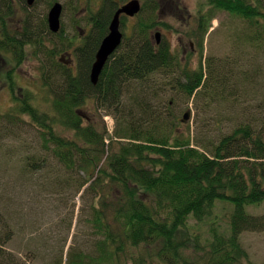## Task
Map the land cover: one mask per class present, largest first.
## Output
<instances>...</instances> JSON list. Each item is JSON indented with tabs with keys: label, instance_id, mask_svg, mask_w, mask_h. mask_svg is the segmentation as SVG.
Instances as JSON below:
<instances>
[{
	"label": "trees",
	"instance_id": "16d2710c",
	"mask_svg": "<svg viewBox=\"0 0 264 264\" xmlns=\"http://www.w3.org/2000/svg\"><path fill=\"white\" fill-rule=\"evenodd\" d=\"M101 1L94 9L92 0L82 1L90 30L74 48L73 69L61 57L56 60L61 46L76 44L75 37H64L63 28L49 30L47 12L56 0L44 1L48 10L41 16L31 12L38 0L31 6L27 0H0V58L10 64L1 78L15 104L8 118L27 116L51 165L64 171L58 184L81 192L78 223L88 234L78 231L66 251L65 241L51 264H253L246 262L240 235L264 231V214L246 212L264 201V106L255 107L260 115L224 133L221 119L211 117L191 128L183 120L189 110L178 120L165 99L170 90L187 103L202 100L203 111L225 102L250 105L259 92L247 89L253 79L236 71L240 61L228 56H207L190 70L165 41L156 44L151 37L150 30L161 26L159 1L141 0L132 35L123 37L92 84L96 52L115 11L128 0ZM208 3L244 21L249 33L237 42L264 57V0ZM78 7L70 9L73 15ZM212 18L199 10L200 41ZM28 52L41 61L43 110L34 91L19 88L12 72ZM91 98L116 118L112 135L81 112ZM48 157L24 160L23 170L39 172L49 165ZM216 202L232 206L227 231L211 224L210 239H204L189 221L210 217ZM0 226V264H19L4 249L13 230L1 212Z\"/></svg>",
	"mask_w": 264,
	"mask_h": 264
},
{
	"label": "rangeland",
	"instance_id": "374dc122",
	"mask_svg": "<svg viewBox=\"0 0 264 264\" xmlns=\"http://www.w3.org/2000/svg\"><path fill=\"white\" fill-rule=\"evenodd\" d=\"M44 1L38 0L31 12L34 13L35 10L36 15L40 16L46 13L48 7L45 6ZM56 1L62 5L60 28H63L65 32L64 37H75L76 39L75 45L72 44L70 47L66 45L65 50H62V46L60 47L56 60L62 57V61H66V66L70 67L72 62L68 61L77 60L74 48L82 44L90 27L84 19L83 0ZM158 1V22L161 26L158 25L150 30L152 39H154V34L159 32L160 38L169 45L172 52L180 60L188 62L190 70L198 68L199 63H204L207 56L221 59L228 56L240 61L238 66L234 65L236 71L242 74L248 73L249 80L252 78L254 81L252 87H247V89L259 91L257 99L251 100L250 105L235 104L232 106L231 103L225 102L213 105L211 111H203L202 100L200 102L191 100L187 103L185 97L173 95L168 90L165 99L170 102L173 115L180 120L183 113L189 110L190 116L187 120L191 128H194L196 123L207 122L210 117L214 121L221 119L220 122L223 125L220 124V127L222 126L224 133L229 132L233 126L245 122L252 114L260 115V111L255 107L260 104L261 107L264 106L262 103L264 100V57L258 58L256 50L244 47L247 44L237 42L245 39L249 33L244 21L226 12L211 9L208 3L210 0ZM92 3H94V9L99 7L102 1L92 0ZM78 5V10L73 15L70 9ZM199 10H204L213 17L211 27L203 41H200L199 35L195 33ZM141 17L144 16L141 15ZM20 20L16 22L20 23ZM137 21L136 16L125 19L124 24L121 25L125 37L132 35ZM73 25L76 26V30ZM59 40L57 38L58 42ZM73 63L76 64L75 61ZM9 69L10 64L4 63L0 58V212L9 221L10 228L13 230L12 238L4 249L19 264H51L65 241L64 251L78 231L82 232L80 234L84 232L88 234L87 227L83 230L84 226L78 223L79 208L82 204L81 192L77 194L73 185L61 188L58 184L62 183L61 178L64 176V171L58 166L51 165L49 160L51 157L44 152L39 133L27 116L15 115V117L8 118L15 112V104L1 76ZM12 72L19 88L33 90L36 105L38 104L37 106L42 110L45 109L46 103L42 101L45 96L41 91V61L32 52H28L19 67ZM247 86H250V81L247 82ZM80 110L85 117H88V123L97 125L101 131L104 129L108 135L113 134L116 118L111 111L98 106L94 98L88 100L80 107ZM106 142L108 143L109 140ZM37 157L40 159L48 157L49 165L37 173L28 174L23 170L24 160L37 159ZM231 209L232 206L229 204L216 202L210 217L202 222L190 220L189 224L194 227V232L199 233L204 239H210L211 224L219 227L220 231H227ZM246 212L252 215L264 214V201L257 205L247 206ZM80 239L83 238L80 237ZM240 242L248 257L246 262L261 264L264 261V231L243 232L240 235Z\"/></svg>",
	"mask_w": 264,
	"mask_h": 264
},
{
	"label": "water",
	"instance_id": "95a60500",
	"mask_svg": "<svg viewBox=\"0 0 264 264\" xmlns=\"http://www.w3.org/2000/svg\"><path fill=\"white\" fill-rule=\"evenodd\" d=\"M34 0H27V4L31 5ZM61 5L59 3H55L49 10L47 21L48 27L51 32L56 33L60 28V14H61ZM141 9L139 0H131L128 3L124 4L120 8H118L114 15L113 19L109 24V32L103 38L100 43V46L95 55V61L92 64L90 71V80L92 84H96L99 78V75L104 67L106 61L110 57V55L117 49L122 40V33L120 32V15L124 14L126 16H134ZM160 34L156 33L155 38L157 43H159ZM189 118V113H185L183 116V120L186 121Z\"/></svg>",
	"mask_w": 264,
	"mask_h": 264
},
{
	"label": "flooded vegetation",
	"instance_id": "af4514ba",
	"mask_svg": "<svg viewBox=\"0 0 264 264\" xmlns=\"http://www.w3.org/2000/svg\"><path fill=\"white\" fill-rule=\"evenodd\" d=\"M76 62V60H74ZM68 62H72V65H70V67L72 68L74 66L73 61H68ZM75 66H77V64H75ZM76 68V67H75Z\"/></svg>",
	"mask_w": 264,
	"mask_h": 264
}]
</instances>
